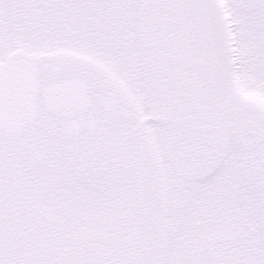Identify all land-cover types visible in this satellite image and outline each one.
Segmentation results:
<instances>
[{
    "label": "snow or ice",
    "instance_id": "obj_1",
    "mask_svg": "<svg viewBox=\"0 0 264 264\" xmlns=\"http://www.w3.org/2000/svg\"><path fill=\"white\" fill-rule=\"evenodd\" d=\"M0 264H264V0H0Z\"/></svg>",
    "mask_w": 264,
    "mask_h": 264
}]
</instances>
